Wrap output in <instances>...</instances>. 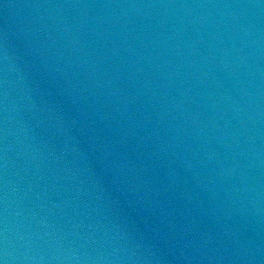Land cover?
Wrapping results in <instances>:
<instances>
[{"label":"water","instance_id":"95a60500","mask_svg":"<svg viewBox=\"0 0 264 264\" xmlns=\"http://www.w3.org/2000/svg\"><path fill=\"white\" fill-rule=\"evenodd\" d=\"M0 264H264V0H0Z\"/></svg>","mask_w":264,"mask_h":264}]
</instances>
